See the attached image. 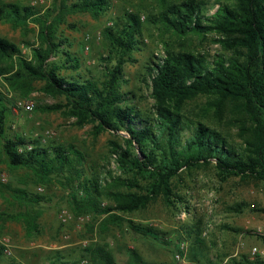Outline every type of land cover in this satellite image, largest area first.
<instances>
[{
    "label": "trees",
    "instance_id": "obj_1",
    "mask_svg": "<svg viewBox=\"0 0 264 264\" xmlns=\"http://www.w3.org/2000/svg\"><path fill=\"white\" fill-rule=\"evenodd\" d=\"M160 1L164 9L148 16L146 23L179 37L221 35L220 44L231 55L208 61L204 56L167 47L165 57L148 66L155 101L151 113L133 103L132 93L122 92L125 66L136 63L134 54L144 46V22L139 13L124 12L105 28L107 57L101 58L104 73L97 77L90 70L89 76L81 74L82 58L72 51L73 43L62 27L68 17L78 14L101 18L111 10L112 0H54L45 11L0 2V22L15 30L25 29L29 23L39 28L38 43L27 44L31 58L17 44L0 37V81L6 82L21 100L28 99L35 84L40 83L43 94L64 100V104L39 108L42 113L64 112L76 119L79 127L93 125L95 136L111 132L124 140V146L113 143L123 176L108 173L102 177L99 167L90 164L76 146L43 145L39 140L10 136L14 103L0 91V161L13 178L26 171L36 185H60L69 193L72 211L103 218V231L127 223L134 232L155 239L159 236L155 230L126 222L122 215L144 210L159 197L168 205L180 203L173 181L183 170L214 165L221 182L239 178L264 186V0L222 3L213 14H208L206 4L197 0L167 6L166 0ZM69 72L72 75H66ZM199 96L217 98L219 109L229 102L235 104L242 145L204 122L187 119L183 113L186 103ZM0 196L20 207L16 214L0 213V223L23 222L28 237L33 236L38 231L44 198L27 186L1 183ZM182 229L191 244L190 260L199 262L209 251L202 238L203 221L197 218ZM5 250L0 245V259ZM82 260L119 264L116 255L100 245L84 250ZM80 263L59 257L50 264ZM228 264L264 262L244 256Z\"/></svg>",
    "mask_w": 264,
    "mask_h": 264
},
{
    "label": "rangeland",
    "instance_id": "obj_2",
    "mask_svg": "<svg viewBox=\"0 0 264 264\" xmlns=\"http://www.w3.org/2000/svg\"><path fill=\"white\" fill-rule=\"evenodd\" d=\"M36 7L39 10L51 8L54 0H0V2ZM74 1V0H72ZM184 0H166L165 6ZM206 4L208 14H213L219 4L233 5L235 0H197ZM164 9L160 0H112L111 10L99 19L87 14L70 16L62 27L64 35L73 43L72 51L82 58L81 74L94 76L104 73L106 48L103 32L113 25V21L124 12L139 13L143 29L142 51L136 52V63H129L124 69L123 93L133 94V103L143 112H154L155 101L152 97L151 74L148 66L159 62L166 55L167 47L175 51H188L196 56H204L213 61L218 56H230L220 41L223 36L208 34L205 36L189 35L179 37L164 31L161 26L146 23V18L157 15ZM39 28L29 23L25 29L15 30L12 25L0 22V37L17 44L27 58H31V47L27 44L38 43ZM169 44L171 46H169ZM11 64H14L11 62ZM66 75H72L71 72ZM42 84H35V91L28 99L16 97L3 80L0 91L4 92L13 103L32 100L36 107L33 112L25 113L15 110L9 120V135L23 136L27 139L39 140L43 145L52 143L72 145L83 151L90 164L99 167L102 177L110 173L116 177L123 176L118 160H115L113 143L124 146L122 136L105 132L95 136L93 125L79 127L76 119L64 112L42 113L39 108L64 104L62 98H51L41 92ZM215 103L217 98L199 96L188 101L183 113L194 122H204L211 128L227 136L237 145L243 144L241 131L237 121L235 104L229 102L219 109ZM14 106V105H13ZM121 135L127 137L125 132ZM128 138V137H127ZM5 176L6 183L25 187L32 193L44 198L40 209L38 231L28 237L23 222L0 223V245L5 247L8 241L10 254L0 259V264H50L57 258L63 261H76L82 264L83 251L95 246H107L117 258L119 264L142 261L144 264H228L242 257H251L253 248L264 252V186L258 182L239 178H231L221 182L214 165L193 170H183L173 181L175 197L180 203L168 205L159 197L146 209L133 214L122 215L126 222L151 228L159 236L143 237L130 229L127 223L110 226L106 231L101 229L103 218L93 215H76L68 200L66 192L57 183L36 185L32 176L21 171L13 178L5 164L0 161V178ZM108 177V175H107ZM26 185H20L24 182ZM0 196V213L16 214L20 212L18 205H12ZM109 205V202L105 201ZM179 206L188 208L191 213L186 221L177 217ZM66 214L63 217V214ZM203 221L202 238L207 242L209 251L199 262L190 260V242L183 232V226L195 219ZM211 226L207 236L204 231ZM180 262L176 256L182 253ZM6 248V247H5ZM132 252L134 254L132 255ZM132 255V256H131ZM90 264V263H89Z\"/></svg>",
    "mask_w": 264,
    "mask_h": 264
},
{
    "label": "built area",
    "instance_id": "obj_3",
    "mask_svg": "<svg viewBox=\"0 0 264 264\" xmlns=\"http://www.w3.org/2000/svg\"><path fill=\"white\" fill-rule=\"evenodd\" d=\"M8 97V96H7ZM35 107H36V104H35V102L34 101H32V100H27V101H16L15 103H14V109L17 111V110H19V111H23V112H25V113H31V112H33L34 111V109H35ZM27 149H32V147L31 146H27ZM23 151V149H21L20 150V152H22ZM118 159V157L117 156H115V160H117ZM0 182H2V183H6L7 182V178L5 177V176H3V177H1L0 178ZM65 213L63 214V217H65ZM190 215H191V213L188 211V208H186V207H184V206H179V208H178V214H177V218L180 220V221H186V220H188V218L190 217ZM210 229H211V226L210 225H208V228L204 231V233H203V236H207L208 234H209V232H210ZM260 234L262 235V236H264V231H262V232H260ZM6 242L7 243H5V247H6V253L7 254H10V251H9V245H8V241L6 240ZM184 245L182 246V253H180V254H178L177 256H176V258L180 261V262H184V260H182V254H183V251H185L184 250ZM250 259L252 260V261H255V260H262L263 262H264V252L263 251H261L259 248H253V250H252V253H251V257H250ZM82 264H89V262L88 261H84Z\"/></svg>",
    "mask_w": 264,
    "mask_h": 264
}]
</instances>
